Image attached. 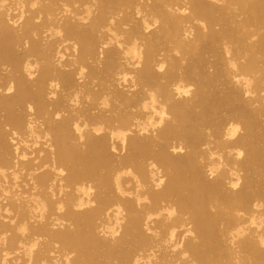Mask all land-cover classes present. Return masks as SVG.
<instances>
[{"label":"bare ground","instance_id":"6f19581e","mask_svg":"<svg viewBox=\"0 0 264 264\" xmlns=\"http://www.w3.org/2000/svg\"><path fill=\"white\" fill-rule=\"evenodd\" d=\"M261 118L264 0H0V264H264Z\"/></svg>","mask_w":264,"mask_h":264},{"label":"rangeland","instance_id":"374dc122","mask_svg":"<svg viewBox=\"0 0 264 264\" xmlns=\"http://www.w3.org/2000/svg\"><path fill=\"white\" fill-rule=\"evenodd\" d=\"M241 19H243L242 16H241ZM217 29H218V27H217ZM217 49H218V52L220 53L221 48L220 47H217ZM203 58H204V68H203V72H205L207 74L208 73H214L215 72L214 63H216L217 57L213 53H211V52H205L203 54ZM117 61H118V59H117ZM118 62L121 63L122 61H118ZM228 88H229V85H226L223 82H221L220 85H218L215 88V91H217L219 93V95H223V94L226 93V91H227ZM234 105H236V104H234ZM233 108H234V106H228V107H225V108L220 109L217 117H219V116H221L223 114H228L230 112V110L233 109ZM212 119L215 120L214 119V116L212 117ZM261 125H264V119H262V118H261ZM257 134L260 135V136L261 135L263 136V139L260 140L261 141L260 143H261V145L264 146V135L262 134V130L259 129L258 132H257ZM246 174L250 175L256 182H258V183L260 182V177L256 173H253V172H251L249 170V171L246 172Z\"/></svg>","mask_w":264,"mask_h":264},{"label":"snow or ice","instance_id":"6c2138e0","mask_svg":"<svg viewBox=\"0 0 264 264\" xmlns=\"http://www.w3.org/2000/svg\"><path fill=\"white\" fill-rule=\"evenodd\" d=\"M240 155H241V156H243V155H244V153H240ZM233 187H237V185H233Z\"/></svg>","mask_w":264,"mask_h":264}]
</instances>
